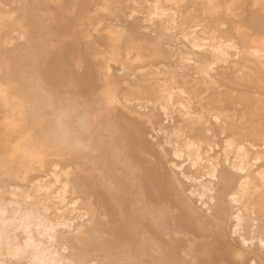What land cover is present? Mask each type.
I'll list each match as a JSON object with an SVG mask.
<instances>
[{"label": "rangeland", "instance_id": "1", "mask_svg": "<svg viewBox=\"0 0 264 264\" xmlns=\"http://www.w3.org/2000/svg\"><path fill=\"white\" fill-rule=\"evenodd\" d=\"M0 202L44 220L0 264H264V0H0Z\"/></svg>", "mask_w": 264, "mask_h": 264}, {"label": "bare ground", "instance_id": "2", "mask_svg": "<svg viewBox=\"0 0 264 264\" xmlns=\"http://www.w3.org/2000/svg\"><path fill=\"white\" fill-rule=\"evenodd\" d=\"M168 1V0H167ZM33 13L35 12V9L34 10H31ZM31 15V14H30ZM36 15H37V13H36ZM32 16V15H31ZM30 16V17H31ZM35 16V15H34ZM33 19H34V17H33ZM35 21V20H34ZM34 21H32V22H34ZM34 24H36V23H34ZM39 24V23H38ZM43 25V24H42ZM41 24H40V26H42ZM38 27H39V25H38ZM94 29H96V28H94ZM165 29V28H164ZM144 31V30H143ZM167 35V34H166ZM25 48V47H24ZM133 48V47H132ZM26 52V51H25ZM33 53V52H32ZM28 54V53H27ZM26 54V55H27ZM27 57V56H26ZM28 60H29V58H28ZM30 60H32V59H30ZM36 62L35 61H29V66H28V68L27 69H29V71L30 72H32L31 70H33L32 69V67L34 68V64H35ZM26 69V70H27ZM35 70H37V69H35ZM34 71V70H33ZM27 72H28V70H27ZM26 73V72H25ZM24 73V74H25ZM36 73H37V71H36ZM35 73V74H36ZM31 74H33V75H35L34 73H31ZM38 74V73H37ZM118 74V73H117ZM27 75V74H26ZM30 75V74H29ZM34 78V77H33ZM37 78V77H36ZM25 79V78H24ZM29 81V80H28ZM37 81V80H36ZM40 81V80H39ZM43 81V80H42ZM42 81H40V82H36V83H32V82H27L26 83V85H25V87H24V90H23V92H24V96H25V98H27V103H28V105H29V112H30V114H32V115H35V116H37L38 115V112L41 110V109H43V108H47V107H52L51 105V100H49V99H51V98H49V96H47L46 95V93H45V86L43 85V83H42ZM124 84V83H123ZM48 91V90H47ZM48 93H49V91H48ZM113 97V96H112ZM101 107H100V112L99 113H97V115H94L93 117H92V119L90 120V121H88L87 119H82L81 121H80V123H78V124H80L82 127H83V129H84V133L85 134H87L88 132H90V128L91 127H98V125H99V118L100 117H102V116H105V115H107L111 110V106L109 105V104H106V105H104V104H102V103H100L99 104ZM74 108V107H73ZM48 109V108H47ZM74 112V110L71 108V107H69V106H63V108H62V110H61V112L56 116V118L55 119H53V120H55L54 121V123H53V125L48 129V128H46V129H48L47 131H45V132H36L37 134L35 135V137L37 138V139H41V140H52L53 142H61V143H64L66 140H67V138H68V131H69V127H68V119L70 118V115L72 114ZM147 125V124H146ZM149 126V125H148ZM38 130H40V128L38 129ZM35 133V132H34ZM113 137V136H112ZM40 140V141H41ZM28 143V142H27ZM30 143H32V142H30ZM136 143H139V142H136ZM21 145H23V144H21ZM36 145V144H35ZM39 145V144H38ZM61 145V144H60ZM33 146V145H32ZM122 146H124V145H122ZM81 148H84V144H83V140L82 139H77V140H75V142H74V145H73V150L76 152V151H78V149H81ZM32 149V148H31ZM87 149V148H86ZM159 150V149H158ZM29 152V151H28ZM83 153V152H82ZM113 154H114V156H115V158H118V156H119V154H118V151H117V149L116 148H114L113 149ZM141 154V153H140ZM142 155V154H141ZM22 157V156H21ZM24 157V156H23ZM22 157V158H23ZM71 157H73V156H71ZM19 159V158H18ZM60 159V158H59ZM58 159V160H59ZM83 160V159H82ZM81 160V161H82ZM85 160V159H84ZM39 161V160H38ZM34 162V161H33ZM2 163V162H1ZM3 164V163H2ZM8 164H10V162L8 163ZM89 166V165H88ZM2 168L4 167V166H1ZM17 167H20V165H17ZM126 170V169H125ZM106 171V170H105ZM101 172V171H100ZM133 176V173L132 174H129L127 177L128 178H131ZM263 176V175H262ZM60 178V177H59ZM113 178V177H112ZM126 179V178H125ZM203 179V178H202ZM77 181V180H76ZM263 181V180H262ZM70 182V181H69ZM68 182V183H69ZM67 182H65V184H66ZM114 183H116V182H114ZM35 184V183H34ZM52 184V183H51ZM64 184V183H63ZM71 185H73V184H71ZM74 185H76V184H74ZM44 186H46V185H44ZM57 186V185H56ZM76 186H78V185H76ZM42 187H43V185H42ZM48 187V186H47ZM121 187V183L120 182H118V188H120ZM35 188V187H34ZM33 188V189H34ZM38 189H40V188H38ZM84 190V189H83ZM88 190V189H87ZM120 190H121V188H120ZM38 191V190H37ZM47 191V190H46ZM46 191H43L44 193H46ZM50 191V190H49ZM119 192V191H118ZM48 193V192H47ZM46 193V194H47ZM79 193V192H78ZM41 194V193H40ZM56 194H58V192H56ZM157 194V193H156ZM15 195V194H14ZM10 196H12V195H10ZM159 196H160V194H159ZM14 196H12V198H13ZM141 197H144V198H146L145 196H144V194L143 193H141ZM144 198H142V200L144 201V207L141 209V210H143L145 213H147L151 218H152V220H154V221H156L157 223H158V225L160 226V227H162L163 228V230L164 231H168L169 230V228H168V215L167 214H169L170 213V210H169V208H167V207H165V204H163L162 202V204L164 205V206H162V205H159V204H156V203H154V202H152V201H147L146 199H144ZM16 199V198H15ZM30 200V199H29ZM49 200H50V198H49ZM51 200H53V199H51ZM58 200V199H57ZM34 201V200H33ZM51 202V201H50ZM157 202H158V200H157ZM1 203V202H0ZM4 203V202H3ZM165 203V202H164ZM32 204H34V203H32ZM39 204V203H38ZM75 205V204H74ZM18 208V207H17ZM29 209V208H28ZM30 212V211H29ZM253 212V211H252ZM32 213V212H31ZM28 214L27 216H25L24 218H23V216H21V218L18 220V222L17 223H15V221L14 220H12V219H10V218H8V211L6 210V208L1 204L0 205V253H1V250L3 249V248H5V247H7L8 249H11V248H13V253H14V255H15V257L16 258H18L19 260H21L24 256H26V252L23 250V248H21L19 245L18 246H15V245H17L16 244V234H15V231L16 230H18V229H23V227L25 226V224L26 223H31V224H33V225H36V226H38V228L39 227H44V220H43V218L42 217H39V216H35V215H37V214H35V215H33V214ZM17 213L16 212H14V215H16ZM208 214V213H207ZM42 216V215H41ZM171 220H173L172 218H170ZM173 223H174V221H172ZM234 226H236V224L234 225ZM175 227V226H174ZM40 229V228H39ZM97 229V228H96ZM176 229V228H175ZM80 232V231H79ZM94 234V233H93ZM95 235V234H94ZM87 236V235H86ZM36 242V241H35ZM40 243V242H39ZM38 243V244H39ZM233 243V242H232ZM27 247V246H26ZM44 247H46V246H44ZM184 250H186V249H184ZM183 250V251H184ZM182 251V252H183ZM187 253V252H186ZM3 254V253H2ZM3 256V255H2ZM1 256V257H2ZM4 257V256H3ZM3 259V258H2ZM35 260V262H40L39 261V258L36 256L35 258H34ZM18 260V261H19ZM20 262V261H19ZM109 262V261H108ZM1 263H3V262H1ZM43 264V263H42Z\"/></svg>", "mask_w": 264, "mask_h": 264}]
</instances>
